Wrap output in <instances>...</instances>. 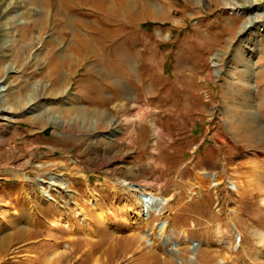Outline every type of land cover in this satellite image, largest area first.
<instances>
[{
	"label": "rangeland",
	"instance_id": "rangeland-1",
	"mask_svg": "<svg viewBox=\"0 0 264 264\" xmlns=\"http://www.w3.org/2000/svg\"><path fill=\"white\" fill-rule=\"evenodd\" d=\"M133 1L0 0V264H264V0Z\"/></svg>",
	"mask_w": 264,
	"mask_h": 264
},
{
	"label": "bare ground",
	"instance_id": "bare-ground-1",
	"mask_svg": "<svg viewBox=\"0 0 264 264\" xmlns=\"http://www.w3.org/2000/svg\"><path fill=\"white\" fill-rule=\"evenodd\" d=\"M96 1H98L99 4H103V0H96ZM124 1H125V4L128 5V7L130 8V10L134 9L137 6V2H135L133 0H124ZM229 1H231V0H229ZM237 1H239V0H237ZM239 2L241 4H246L247 2H251V0H241ZM77 3H78V0H77ZM112 3H114V2H112ZM73 7H74V9L76 8L74 4H73ZM143 10H144V12L141 11V13H143L144 16L149 15V11H148L147 7H145V9H143ZM89 32H94V34L90 33L91 35H89ZM89 32L86 33L82 29H77V31L74 32L73 41L69 45L70 52L65 53V54H61L59 51H53L52 52V58L51 59L49 58L51 61V64H49V66L51 65L50 70H52V74L54 76L53 80H54L56 85L61 83L60 81L63 80V77L65 76L64 70L66 69V67L71 72L73 66H75V65L80 66V64H83L85 62H89V59L93 58V57H97V58L100 57L101 58L103 56L105 59L104 62L110 61V62H113L115 67H117V68L123 67L124 62H122V61H124V59L127 57V55L124 52L123 44L122 43L108 44L109 42L112 43V42L116 41L118 38H120L119 35L121 34L122 29L118 28V27L117 28L109 27L107 23H104L102 27H100L96 30H91ZM95 74L100 76L99 79H101L102 78L101 76H103V80H105L104 75H106L107 73L104 72V75L99 74V73H95ZM50 76L51 75H49V78H50ZM94 77H96V76L94 75ZM96 100H99V99H96ZM83 109H85V108H83ZM84 114H86V117L90 118V119H94L96 117L97 119L95 118V120L97 121V123L102 122L103 124L105 123V119L108 115L106 108L101 109L98 106L90 107L88 110L84 111ZM87 120H86V122H87ZM116 134L117 133L113 131V132H111L110 136H115ZM53 178H55V177H53ZM61 183L63 184V186H64V184L66 186L67 181L62 180ZM69 183L67 186H69ZM231 184H233V183H231ZM238 187L239 186L236 184L232 185V188H234V189H237ZM144 194H145V196L144 197L142 196V210H143V213H145V214L146 213L149 214L150 210L153 208L159 209L162 205H164L166 203L165 198H158L151 192H146ZM104 216H105V213L104 214L102 213V217H104ZM165 224L166 223L164 222L161 225L162 229L164 228ZM17 226H19V225H17ZM0 242H2V241H0ZM9 243L10 242H8L7 244H9ZM0 246H1V244H0ZM57 263H59V262H57Z\"/></svg>",
	"mask_w": 264,
	"mask_h": 264
},
{
	"label": "water",
	"instance_id": "water-1",
	"mask_svg": "<svg viewBox=\"0 0 264 264\" xmlns=\"http://www.w3.org/2000/svg\"><path fill=\"white\" fill-rule=\"evenodd\" d=\"M142 196L144 197V196H145V194H142Z\"/></svg>",
	"mask_w": 264,
	"mask_h": 264
}]
</instances>
